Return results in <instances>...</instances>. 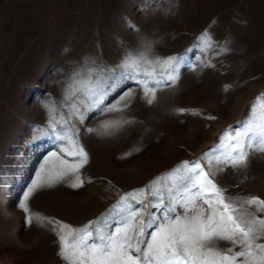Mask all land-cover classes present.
Listing matches in <instances>:
<instances>
[{
  "label": "rangeland",
  "instance_id": "1",
  "mask_svg": "<svg viewBox=\"0 0 264 264\" xmlns=\"http://www.w3.org/2000/svg\"><path fill=\"white\" fill-rule=\"evenodd\" d=\"M129 52L138 67L121 68ZM261 94L264 0H0V264H65L48 220L111 224L125 194L146 189L148 203L159 181L167 198L168 174L185 161H200L226 197L264 200V153L246 168L217 164L223 150L204 157ZM52 129L88 153L78 172L81 157L60 152L67 142ZM77 175L83 186L72 187Z\"/></svg>",
  "mask_w": 264,
  "mask_h": 264
},
{
  "label": "snow or ice",
  "instance_id": "2",
  "mask_svg": "<svg viewBox=\"0 0 264 264\" xmlns=\"http://www.w3.org/2000/svg\"><path fill=\"white\" fill-rule=\"evenodd\" d=\"M198 39L210 41L207 33ZM186 55L168 57L163 63L166 66L178 65ZM120 67H138L131 52L126 55ZM176 71L177 68L173 67L170 79L176 78ZM127 78L137 77L132 72ZM147 91L153 94L148 99V103H152L155 90ZM103 95V92L97 93L96 101H101ZM104 127L107 129L109 125L105 124ZM68 131L52 129L51 133L44 134L67 142L59 149L60 152H65L69 147L74 149L67 154L81 157L79 164L71 169L78 172L79 166L87 162L88 153L68 135ZM220 141V145L204 154L205 158L213 157L214 153L223 150V159L215 157L217 164L246 168L250 153H264V94L253 102L249 116L239 122L237 127L225 130ZM50 155L54 157L57 153ZM60 175L64 173L57 174ZM168 176L173 183L166 188L167 198L165 191L153 187L159 181L148 186L151 195L155 197V200H149L148 203H145L146 189L125 194L109 210V215L114 216L111 224L97 220L74 228L59 221L48 220L38 213L35 220L41 223L48 220L53 225L59 242L57 254L65 264H264V242H261L264 238V218L250 212L247 207L255 205L256 212L264 211V200L258 197H226V190L209 178L210 173L205 171L200 161L191 164L185 161ZM75 181L72 187L83 186L78 175ZM45 182L50 185L53 177L49 176ZM38 186L39 181L28 189L25 202L20 205L26 214L30 212L26 201ZM130 201H135V204ZM177 207L182 211L177 212ZM150 209H157L160 214ZM26 223H33L32 215L26 217ZM218 241H227L231 246L221 248ZM236 248L239 250L236 251Z\"/></svg>",
  "mask_w": 264,
  "mask_h": 264
}]
</instances>
